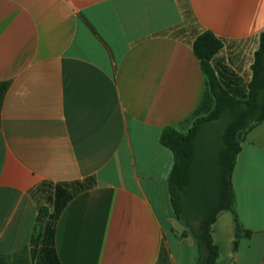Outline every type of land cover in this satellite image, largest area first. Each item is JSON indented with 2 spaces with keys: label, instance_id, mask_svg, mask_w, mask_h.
Here are the masks:
<instances>
[{
  "label": "crops",
  "instance_id": "1",
  "mask_svg": "<svg viewBox=\"0 0 264 264\" xmlns=\"http://www.w3.org/2000/svg\"><path fill=\"white\" fill-rule=\"evenodd\" d=\"M202 30L222 41L212 66L240 98L264 0H0V264H197L159 139L212 108L191 47ZM240 148L231 183L249 235L234 248V215L219 214L218 247L229 220L232 229L216 264H264V122ZM43 183L49 192H37ZM56 187L70 197L53 222V255L35 261L38 208L53 212L40 197L54 201Z\"/></svg>",
  "mask_w": 264,
  "mask_h": 264
},
{
  "label": "trees",
  "instance_id": "2",
  "mask_svg": "<svg viewBox=\"0 0 264 264\" xmlns=\"http://www.w3.org/2000/svg\"><path fill=\"white\" fill-rule=\"evenodd\" d=\"M184 20L193 23L189 11H183ZM183 29L176 30L179 36ZM207 81L204 103L210 98L212 108L205 115L196 117L190 129L181 133L172 127L165 128L159 142L171 151L173 167L168 177V194L173 214L194 239L198 250L197 264H216L220 249L212 238V226L222 212L234 215V238L247 237L235 215V197L231 175L240 152L243 135L264 122V32L259 36V46L251 65V79L247 94L236 97L218 79L212 59L223 48L222 41L210 31L196 32L191 44ZM222 123L221 132L202 147L200 140L211 136L212 124ZM37 192H47L42 187ZM68 187V185H65ZM85 184L74 185L72 191L84 189ZM65 195V196H64ZM69 193L56 187L55 200L50 195L40 198L53 208H38V219L32 237V259L43 260L53 255V222L69 198ZM195 225V226H194Z\"/></svg>",
  "mask_w": 264,
  "mask_h": 264
},
{
  "label": "rangeland",
  "instance_id": "3",
  "mask_svg": "<svg viewBox=\"0 0 264 264\" xmlns=\"http://www.w3.org/2000/svg\"><path fill=\"white\" fill-rule=\"evenodd\" d=\"M243 88H244V86H243ZM246 94H247V90L244 92V94H242L241 96L243 97H245L246 96ZM240 96V97H241ZM212 129H211V136L209 135V136H207V137H204V138H202L201 140H200V142H201V144H202V147H206V144L207 143H209L210 141H212V137H216L220 132H221V130H222V128H223V124L222 123H220V122H218V123H214V124H212ZM44 190H46L47 192H49V190H50V188H51V186H49L48 188L45 186V188L44 187H42ZM41 196H43L44 197V194H42ZM225 215H227V217H230V214L228 213V212H225ZM229 222L231 223H229V228L227 229V232H226V234H225V236L222 234V236H221V238L219 239V249H220V252H221V255L222 256H227L228 254H229V245H228V242L226 241V238L227 237H229V235H228V231H230L231 229H232V222L229 220ZM195 226V225H194ZM226 237V238H225ZM233 237H234V234H233ZM233 240L235 241V238H233ZM224 256V257H225ZM224 257H221V258H224Z\"/></svg>",
  "mask_w": 264,
  "mask_h": 264
},
{
  "label": "water",
  "instance_id": "4",
  "mask_svg": "<svg viewBox=\"0 0 264 264\" xmlns=\"http://www.w3.org/2000/svg\"><path fill=\"white\" fill-rule=\"evenodd\" d=\"M38 222H42V221L40 220V221H38Z\"/></svg>",
  "mask_w": 264,
  "mask_h": 264
}]
</instances>
